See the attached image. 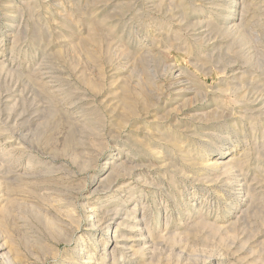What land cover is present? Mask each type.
<instances>
[{
    "label": "rangeland",
    "instance_id": "rangeland-1",
    "mask_svg": "<svg viewBox=\"0 0 264 264\" xmlns=\"http://www.w3.org/2000/svg\"><path fill=\"white\" fill-rule=\"evenodd\" d=\"M0 264H264V0H0Z\"/></svg>",
    "mask_w": 264,
    "mask_h": 264
},
{
    "label": "bare ground",
    "instance_id": "bare-ground-1",
    "mask_svg": "<svg viewBox=\"0 0 264 264\" xmlns=\"http://www.w3.org/2000/svg\"><path fill=\"white\" fill-rule=\"evenodd\" d=\"M3 248L0 247V251L2 250ZM1 258V257H0ZM10 264V263H9Z\"/></svg>",
    "mask_w": 264,
    "mask_h": 264
}]
</instances>
